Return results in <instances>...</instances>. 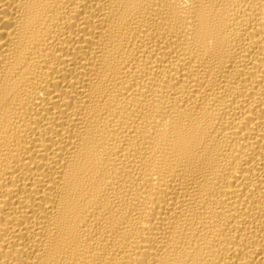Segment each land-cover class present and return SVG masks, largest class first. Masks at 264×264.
I'll return each mask as SVG.
<instances>
[{
	"label": "bare ground",
	"instance_id": "obj_1",
	"mask_svg": "<svg viewBox=\"0 0 264 264\" xmlns=\"http://www.w3.org/2000/svg\"><path fill=\"white\" fill-rule=\"evenodd\" d=\"M0 264H264V0H0Z\"/></svg>",
	"mask_w": 264,
	"mask_h": 264
}]
</instances>
